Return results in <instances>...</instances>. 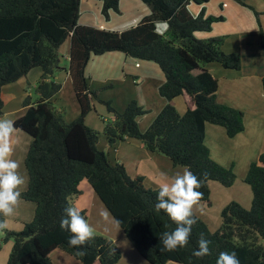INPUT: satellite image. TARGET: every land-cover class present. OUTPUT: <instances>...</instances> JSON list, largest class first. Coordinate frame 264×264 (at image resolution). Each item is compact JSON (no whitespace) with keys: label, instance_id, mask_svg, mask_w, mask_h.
I'll return each instance as SVG.
<instances>
[{"label":"trees","instance_id":"16d2710c","mask_svg":"<svg viewBox=\"0 0 264 264\" xmlns=\"http://www.w3.org/2000/svg\"><path fill=\"white\" fill-rule=\"evenodd\" d=\"M103 13L118 11L119 0H100ZM151 13L136 26L111 31L79 24L81 0H0V116L4 113L2 88L34 67L42 73L35 86L38 98H24L25 111L13 121L32 137L25 157L29 182L19 199L35 203L34 218L19 231L3 229V241H13L6 264H53L51 253L60 249L83 264H118L122 252L116 242L100 234L83 245L70 246L72 235L60 227L65 209L81 195L86 179L120 225L139 254L151 264H216L221 252L235 251L240 264H264V154L250 164L245 182L252 189L250 208L238 201L222 210L221 225L212 230L193 212L197 223L188 243L173 251L162 250L160 234L176 224L163 211H157L158 189L144 185L142 177H131L125 165L111 161L99 149V132L86 123L87 115L99 101L108 106L114 118L103 133L110 145L135 138L151 152L167 156L173 166L188 167L201 181L198 201L211 203L210 182L225 187L235 184L237 175L211 157L205 143L207 123L225 128L235 137L245 128L244 113L218 100L219 82L204 64L217 62L227 69H241L240 53H225L224 36L198 38L197 32H210L223 16L206 15L203 8L194 16L188 6L208 0H140ZM247 5L245 0H236ZM258 14V13H257ZM166 22L161 33L157 23ZM69 39V66H61L60 48ZM264 46V36L262 35ZM119 51L126 56L156 63L165 75L159 88L166 104L151 125L141 131L138 117L149 112L136 100L119 112L99 98L90 87L86 66L92 55ZM66 70L80 105L79 117L68 123L53 99L62 84L55 73ZM264 91V78L262 79ZM188 96L181 113L174 100ZM87 221V213L81 210ZM5 222V217L0 216ZM203 234L210 252L196 257L193 251Z\"/></svg>","mask_w":264,"mask_h":264},{"label":"rangeland","instance_id":"374dc122","mask_svg":"<svg viewBox=\"0 0 264 264\" xmlns=\"http://www.w3.org/2000/svg\"><path fill=\"white\" fill-rule=\"evenodd\" d=\"M223 1L226 0H221V3H223ZM207 4L208 5H206V7H209V10L213 11V9L217 6V1L210 0V3ZM225 5V8L227 9L226 16L231 23V27L234 25V27L249 29L248 25L251 23V19L248 14L250 12L241 7V11L239 10V7H230V3L225 2ZM147 6L148 4L140 0H119V10L111 12L109 18H107L103 13L102 1L81 0L79 17L80 20L86 19L87 21H93L94 19L98 18L99 20H96L97 22L95 23H98L100 21L101 25L106 27L100 29L121 31L136 26L138 23H140L146 16ZM217 11L218 9H215V13H217ZM198 14H196V16ZM258 16H260L259 12ZM261 22L264 24V17L263 19H261ZM94 27L99 28L97 25H94ZM157 28L159 32L164 33L167 30V23L159 22L157 23ZM205 35L206 37L210 36L209 33H206ZM196 36L198 38H206L202 37L203 33L200 32H197ZM113 54L123 53H108L107 57H105L107 59H104L103 61L102 59H95L99 57L92 55L94 57L89 64L90 68L86 69V75L89 76V73H92L93 75V79L90 80V87L98 92L100 99L106 102H110V106L119 112H122L133 100H136L141 106H143L147 110H150L147 114L140 116L137 119L140 130L145 131L151 125L157 114L160 112L159 111L153 113L151 111L157 109V107L154 108L156 101H158V98L153 91V85L157 80H161V74L159 78L153 72V70L149 69L147 66L138 65L152 63L150 61L138 60L136 58L128 56L129 62H127L125 60L126 57L118 60L117 58H114L112 56ZM207 65L208 63L204 64L203 66ZM153 66L157 68L156 70L163 73L156 63L153 62ZM135 69L142 71V73L145 74L146 81L143 84H136L133 82L134 74L132 73V70ZM109 73H111L113 76L109 82L104 83L102 80L106 81L105 77H107L106 75ZM59 81L62 86H65L63 76ZM62 90L63 91H61L58 96L53 99L52 102L56 109H62L61 113L64 115L66 122L70 123L79 117L80 105L76 98L71 81L68 82L67 86H65ZM27 91L28 93H30L33 100L38 98L36 89L32 86V84L28 86ZM263 93L262 96H264ZM160 100L164 99L161 98ZM219 102L221 101L219 100ZM9 107L10 106H8L7 108ZM95 107L98 109H102L103 113H100L96 111V109H94L88 114L86 123L99 132L100 141L98 147L99 149L106 152L107 157L111 161H119L123 163L126 166L128 174L133 178L142 177L144 185L148 188L154 187V189H158L157 182L161 181L162 174H166L169 179L171 178V176L173 175L172 167L163 163L162 161L157 162L155 159L152 160L151 155L148 153L149 150L138 139L129 138V141H126L127 139L119 140L114 145H108L107 149L106 146L108 139L104 135L103 131L100 130V127L103 123L106 124L108 121H111L112 117H114V114L110 113V111L108 110V106L105 105V103L95 102ZM21 134L26 136V138H29V143L31 144V136H29L25 132H21ZM257 138L258 136L249 138L248 140H244L243 143H236L235 141H232V139L225 138V140H220L218 142L217 148H215L214 145L212 146L209 144V147L211 148L214 156L223 164H225V166L233 168L234 172L237 175L236 182L231 187H225L217 181H211V203L209 204L206 202L198 201L197 204L193 206V212L196 213L200 218L205 220L208 225L211 226L210 228L216 229L219 227V225H221L222 210L230 201H239L240 203H242V205H244V207H251L253 194L250 185L245 182V177L248 173L250 164L254 161H257L261 154H264V138L262 136H259L258 139ZM255 141L257 145L256 148L251 147L248 150L244 147L245 142L251 144ZM140 145L143 149L140 147ZM215 151L220 158L215 155ZM149 152L159 153L151 151ZM12 159L15 160V154L12 156ZM22 166L25 170V165L22 164ZM180 168L184 169L185 167H178V170ZM137 174L139 176H137ZM27 186L28 180L25 188L22 191H24ZM79 188L82 193L78 196L77 199H74L72 205L86 211L87 222L94 229V234H100L108 238H117V240L114 241L122 252V258L118 264H151L139 254L135 246L128 239L127 235L120 227V225L117 223L104 203L95 193L90 183L86 179H84L80 183ZM8 219L9 226H16V220L14 219V217L10 216ZM2 235L3 233H1L0 231V264H6L12 252L13 241H3L4 235ZM70 258H73L72 260H74L75 264H83L74 257ZM55 263L70 264L71 262H68L66 260H59L57 258ZM167 264L179 263L171 261Z\"/></svg>","mask_w":264,"mask_h":264},{"label":"crops","instance_id":"0c3cea01","mask_svg":"<svg viewBox=\"0 0 264 264\" xmlns=\"http://www.w3.org/2000/svg\"><path fill=\"white\" fill-rule=\"evenodd\" d=\"M216 1H217V6L216 8L213 9V11H210L209 7H206V5H208L207 3H210V0H208L207 2L203 4L191 3L188 6V8L194 16H196V14H198L199 11L203 8L205 9L206 15L223 16L224 20L215 23L213 25L212 30L206 33L210 34L209 37L224 36L225 40L222 46L223 51L225 53H240L242 57V65H241L240 70L224 68L221 64L217 62L208 63L207 66H204V68L209 70L212 73V75L218 79V82H219L218 98L219 100L223 104L237 108L244 113L245 128L241 133H239L235 137L230 138L226 134L225 128L220 125H215V124H210V123H207L206 125L205 143L210 150L211 157L217 162H219L220 164L225 166V164H223L221 161H219L214 156L211 148L209 147V144L212 146L214 145L215 148H217L218 142L220 140H225V138L232 139V141H235L236 143H243L244 140H248L249 138L256 137V136H258V138L259 136H262L264 138V96H262V93H263L262 79L264 78V46L262 45V35H264V24L261 22V19H263L264 17V0H245V3L247 5H243L237 2L236 0H226V1H223V3H221V0H216ZM225 2L230 3V7H233V8L239 7V10L241 8H244L250 12L248 14L251 19V23L248 25L249 29L248 28L242 29L239 27H234V25L231 27V23L228 17L226 16L227 9L225 8L226 7ZM146 9H147L146 10V16H147L151 13L152 10L149 5L147 6ZM215 9H218L217 13H215ZM258 12L260 16H258L257 14ZM96 20H99V19L96 18L93 21H87L86 19L80 20V17H79V24L91 25V26L97 25L99 28H106L105 26L101 25L100 21L98 23H95L97 22ZM206 33H203L202 37H206L205 35ZM69 49H70V40L67 39L60 48V52L62 54L61 66L65 68L69 66V60H70ZM115 52H119V51H112V53H115ZM108 53H111V52H108ZM108 53H105L103 55H94V56L99 57L95 59H102L103 61L104 59H107L105 57H107ZM94 56H92L91 59L89 60L86 66V69L90 68L89 64ZM112 56L114 58H117L118 60H121L123 59V57H126L125 60L129 62L128 56H126L124 53L123 54H113ZM131 63H134V62H131ZM138 65L147 66L149 69L153 70V72L159 78L161 74V80L160 81L157 80L156 83L153 85V91L155 92V95L158 98V101H156V104L154 106V108L157 107V109L156 110L154 109L155 111L154 110L151 111L153 113L159 112L164 107V105L167 103L166 99L163 98L158 92L160 86L165 81V75L164 73H161L158 70H156L157 68L153 66V62L148 63V64H138ZM41 73H42L41 67H34L28 72L26 76L21 77L20 79H18L17 81L13 83H9L3 86L2 97L4 100L5 106H4V113L2 116H0V119L14 120L18 115H20L21 113L25 111V107L23 106V101H24V98L28 94L30 95V93H28L27 91L28 86L32 84V86L35 87L38 82V79L41 76ZM132 73L134 74V77H133L134 83L143 84L146 81L145 74H143L142 71L135 69V70H132ZM62 76L64 78L65 86H67L68 82L71 81L69 71L61 70L55 73V80L60 82L59 80L61 79ZM106 76H107L105 77L106 81L102 80L104 83L109 82L113 75L109 73ZM88 78H89V81L93 79L92 73H89ZM65 86L61 87V90L59 91V93L63 91L62 89ZM161 98H163L164 100H160ZM174 104L177 110L182 113L186 110L188 105L193 107V104L190 102V98L187 95L176 98L174 100ZM8 106L10 107L7 108ZM96 111L103 113L102 109L96 108ZM78 115H79V111H78ZM113 118L114 117H112V119ZM104 127H105V123L101 125L100 130L103 131ZM21 132H24V131L21 129H15V132L11 138L13 151L11 153L10 158L12 159V156L15 154V160L19 164L18 171L21 175H23V177L25 178V183L27 184V180L29 182L28 171L26 169V166H24L26 170L25 172L22 164L25 165V157H26V154L30 146V143H29L30 140L29 138H26V136L21 134ZM126 141H129V139H127ZM108 145L110 144H108L107 142V146H106L107 149H108ZM256 146H257L256 141L251 144H248L247 142H245L244 144V147L247 148L248 150L251 147L256 148ZM148 153L151 155L152 160L155 159L157 162L162 161L163 163L172 167L173 174L176 172L183 171V168H180L178 170V167H181V166H173L172 162L167 156L161 153H150L149 151ZM215 155L219 157L216 151H215ZM137 176L139 175L137 174ZM26 184L24 185L26 186ZM24 185L20 186V189H19L20 192L25 188ZM35 209H36L35 203L31 201L19 199L18 204L15 207L14 213L13 215H11V217H14V219L16 220L15 221L16 226L12 227L11 225L10 226L8 225V221H9L8 218L10 217L9 216L5 218V222L8 225L7 229L16 230V231L21 230L24 226V223L29 222L33 219L34 214H35ZM212 230H215V229H212ZM1 233H3L4 235L3 231H1ZM111 239L117 240V238L115 237H111ZM50 257H51V261L53 264H56L55 262L57 258L59 260H66L68 262H71L72 264H75L74 260H72L73 258H70L73 256H71L70 254L60 249L53 251Z\"/></svg>","mask_w":264,"mask_h":264},{"label":"clouds","instance_id":"9594fccd","mask_svg":"<svg viewBox=\"0 0 264 264\" xmlns=\"http://www.w3.org/2000/svg\"><path fill=\"white\" fill-rule=\"evenodd\" d=\"M14 132L15 122L12 119H0V216L5 218L13 215L21 196L20 186L25 184V178L18 171V162L10 158L13 151L11 138ZM200 187V179L188 167L182 172H176L170 179L166 174H162L161 181L157 182L155 208L157 211L163 210L176 224L173 230L160 234L162 250L173 251L188 243L192 227L197 223L193 206L201 196L197 191ZM7 227V223L0 220V230ZM60 227L72 234L68 238L70 246L83 245L94 235V229L81 214V209L71 204L65 209V217L61 219ZM210 243L201 234L198 248L193 251V255L196 257L208 255ZM216 264H240V260L235 251L221 252Z\"/></svg>","mask_w":264,"mask_h":264}]
</instances>
